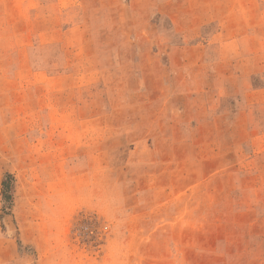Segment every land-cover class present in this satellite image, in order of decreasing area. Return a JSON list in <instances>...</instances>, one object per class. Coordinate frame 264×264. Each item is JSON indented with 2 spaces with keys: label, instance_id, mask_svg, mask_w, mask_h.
<instances>
[{
  "label": "rangeland",
  "instance_id": "374dc122",
  "mask_svg": "<svg viewBox=\"0 0 264 264\" xmlns=\"http://www.w3.org/2000/svg\"><path fill=\"white\" fill-rule=\"evenodd\" d=\"M0 264H264V0H0Z\"/></svg>",
  "mask_w": 264,
  "mask_h": 264
},
{
  "label": "trees",
  "instance_id": "16d2710c",
  "mask_svg": "<svg viewBox=\"0 0 264 264\" xmlns=\"http://www.w3.org/2000/svg\"><path fill=\"white\" fill-rule=\"evenodd\" d=\"M14 178L11 174L6 173L1 181V193L2 200L4 203V208L10 207L12 203V188H13Z\"/></svg>",
  "mask_w": 264,
  "mask_h": 264
}]
</instances>
